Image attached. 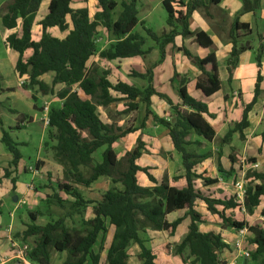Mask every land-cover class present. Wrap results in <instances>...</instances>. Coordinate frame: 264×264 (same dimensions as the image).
<instances>
[{
    "label": "trees",
    "instance_id": "1",
    "mask_svg": "<svg viewBox=\"0 0 264 264\" xmlns=\"http://www.w3.org/2000/svg\"><path fill=\"white\" fill-rule=\"evenodd\" d=\"M222 1L163 0L162 4L168 15L167 28L158 33L140 20L139 0H121L120 3L116 0H98L100 9L93 17L87 6L74 8L73 0H50L47 14L38 22L42 28L38 41L33 39L32 31L35 16L44 0H11L7 5L5 13L1 16V23L8 31L19 27V30L11 32L6 37L5 42L18 54L15 62L17 74L21 78L27 76L29 79V83L24 84V87L29 89L37 87L38 92L43 95L56 93L60 100L59 106L51 107L49 110L48 138L55 142L51 146L56 159L67 167L65 171L67 181L58 184L59 190L72 197V200L62 199L55 192L51 197L62 208L67 205L68 210L65 215L44 225L37 223V219L43 215L40 210L29 213L31 222L19 234L23 240L34 238L32 247L26 253L29 262L52 264V250H55L67 254L64 264H127L130 258L129 247L136 244L140 249L138 259L143 264H156V256L148 246V230L167 231L174 235L184 220L189 219L188 232L175 246L174 254L179 256L184 264H226L221 260L220 254L232 248L223 240L221 232H204L200 229V224L205 222L202 213L196 209V202L200 200L211 214L221 219V231L245 228L250 235L249 243L255 247L253 251L251 250L247 264H264V229L233 217V211L237 208H244L247 214L253 215L261 205L264 196V170L250 168L246 172V179H250L253 184L245 187L242 204L232 196L216 199L197 190L194 183L196 178H202L205 185L217 182L216 179L204 177L195 171L199 159L206 155H198L190 149L192 145L203 147L201 142L193 141V135L201 136L208 141L215 138L216 130L206 118L213 117V114L209 111L207 102L189 93L187 84L190 79L185 74H179L175 70L170 79L180 98L178 104H175L168 95L157 91L154 86V68L164 62L166 49L171 45L174 52H182L199 70L196 88L201 90L205 97H210L221 89L217 55L212 50L214 41L205 30L192 31L190 19L195 11L203 12L208 18H214L213 9H217L221 20L227 21L228 14L219 8ZM241 2L242 7L231 22L228 32L229 42L232 44L225 62L229 82L233 80L240 55L252 48L250 39L239 41L240 37L245 38L252 34L250 24L240 22V17L245 13H252L258 20L262 10V0ZM119 5L121 10L115 18V10ZM138 25L142 26L145 34L135 30ZM99 27L112 34L114 41L108 48L98 52ZM53 28L67 31V34L63 38L54 36L50 32ZM258 36L259 39H264L263 35ZM178 37L193 38L197 45L210 49V52L201 57L184 44L177 45ZM148 38L157 46L160 58L155 65L147 66L144 73L132 72V76L147 82L143 87L122 80L112 82L109 70L99 71L97 66H89L90 60L97 53L101 59L108 61L145 58L153 49L151 46L145 48ZM28 51H31V54L25 57ZM263 53L264 44L261 42L256 54L258 75L253 98L246 104L242 119L229 127L221 139V145L230 142L236 132H239L242 140L246 139L244 131L250 125L249 112L262 93ZM47 73H53L51 85L41 79ZM57 85H64V88L55 92ZM154 96L170 106V118L160 117L153 112L151 105ZM31 99L34 100L35 107L36 96L32 95ZM119 100L128 101V112L138 111L142 105L144 106L145 116L139 127H133L131 123L122 129L101 118L99 107L107 108ZM150 116L156 124L168 130L175 150L181 155L185 185H171L167 174H164L162 181L159 182L148 167H142L137 163L147 151L142 133L138 135L133 149L126 153L125 167L118 158L114 144L127 134L144 129ZM26 121L32 122L33 117L19 115L15 129H20V125ZM2 131L1 142L12 155L10 166L16 169L22 159L18 143L7 130L2 128ZM261 137L264 140V131ZM103 147L101 161L94 164V154ZM230 159L232 165L236 164L237 159L233 158V153ZM41 164L37 163L38 169ZM246 164H257V157L246 159ZM83 168L88 173H85ZM219 169L230 176L232 175L230 171L233 172L235 168L231 167L229 171H225L219 163ZM139 172H143L152 185H141L138 179ZM10 175L11 172L5 168V176ZM101 177L110 178L111 182L118 186L108 188L101 194L99 200L87 199L81 189L75 186L77 184L90 187ZM179 178L175 176L173 180ZM11 182L16 189V178H11ZM90 205L92 217L85 218ZM177 210H185L184 216L169 221L167 216ZM261 214L264 216V206ZM75 215L82 217L81 227L69 228L66 219H72ZM110 225L114 226L113 238L105 251L106 260L102 263L101 250L104 248L105 236ZM98 243L99 251L95 250ZM249 243L246 242V247Z\"/></svg>",
    "mask_w": 264,
    "mask_h": 264
},
{
    "label": "rangeland",
    "instance_id": "2",
    "mask_svg": "<svg viewBox=\"0 0 264 264\" xmlns=\"http://www.w3.org/2000/svg\"><path fill=\"white\" fill-rule=\"evenodd\" d=\"M11 0H0V86L2 90H0V216L3 219L4 223L7 224L10 221V216L13 214L15 221L12 227V230L9 233V237L13 239L14 241L18 242L19 244H27L29 248L33 245L34 238H28L27 240H23L22 236L19 234L22 233L26 229V224L30 223L31 220L29 218L30 212H35L37 210H40L43 215H41L37 219V223L40 225H44L47 222L58 219L60 216L65 215L67 209L66 207L62 208L56 203V200L53 199L51 196H54L53 194L56 192L62 199H69L72 200V197L66 195L63 191L59 190L58 184L66 182L65 178V171L67 167L60 163L56 157L55 152L52 149V144L55 142L50 140L48 138V128L49 126H44V123L42 121L43 118V106L45 102H48L49 108L54 106L60 105V100L56 96V93L53 94H47L43 95L41 92H38L37 87L34 89H29V87H24V84L29 83V79L27 76L21 78L16 70H15V62L17 59V53L11 49H9L5 42V37L7 36V31L4 29L1 23V16L3 13H5L7 5L10 3ZM50 0H45V4L49 2ZM117 2H121V0H116ZM163 0H139L138 2V10H139V18L140 20L145 22V25L147 27L153 28L156 32L160 33L163 29L167 28L166 20H167V11L163 7L162 4ZM74 8L80 7V6H87L91 12V16L93 17V14L97 12L100 9L98 0H73L72 3ZM221 9V8H220ZM121 10V6L119 5L117 9L115 10V18L117 17L118 13ZM222 10V9H221ZM46 11V12H45ZM226 12V11H225ZM47 13V7L43 9L42 12H39L35 16V25L33 26V39L37 40L41 37L42 28L38 25V22L43 16ZM202 16L205 19H208L209 21L211 18H208L205 16L203 12H200ZM213 13L218 15V12L213 9ZM220 19V18H219ZM226 22V21H225ZM230 22V19L227 20V28H226V35L220 36L222 41L224 43H229V36H228V23ZM258 26L263 27L261 30L264 29V21L263 24H261V21L258 19ZM99 34L97 42L98 52L106 49L109 47V45L114 41V37L112 34H110L105 28L99 27ZM135 30L142 32L143 31L142 26L138 25ZM258 30H254V34L252 33L249 35V37H245L246 39H250L251 41H254L256 46L258 47L259 44V36L257 34ZM51 33L55 36L64 37L67 34V31H60L59 29H53ZM182 39H178L180 42ZM187 44L191 43V39H187ZM152 47V51L145 56V58L139 57L137 60L142 62L144 64V67L147 66H153L155 65L159 58L160 53L155 45V43L148 38L147 44L145 48ZM194 49V47H193ZM257 49L255 51H251L245 54V61H248L247 58H251L252 60H255L254 54H256ZM31 51L27 52L28 56ZM175 52H172L171 47H167V58L164 60L163 63L158 64L156 68L154 69V84L161 85L168 77L172 75L173 72V63L171 57L173 56ZM221 58L224 60V63L226 62L225 57V50L222 48L221 51H219ZM98 53L95 57L92 58V60L89 63L90 67L97 66L99 68V71L101 70H109L110 75L109 78L112 82H116L118 79L122 81L132 80L136 86L143 87L147 84V82L141 78L132 76V71L134 69L132 68L131 62L132 60H115V61H100L97 58ZM225 58V59H224ZM223 64H220L222 66ZM221 72H223V69L221 68ZM53 78V73H47L41 77L43 81H45L47 84L51 85ZM224 84L226 85V78L223 77ZM24 82V83H22ZM10 88V89H9ZM64 88V85H57L55 87V92H58ZM11 89L13 91H11ZM80 94L87 98L82 92ZM34 95L37 98L36 106L34 107V100L31 99V96ZM28 96V97H27ZM120 96V95H118ZM238 96V94L236 95ZM127 104L128 101L126 100H119L113 104H111L107 108L99 107L98 111L101 116V118L109 123L113 124L115 127H119L122 129H125L128 127L133 121L138 120L137 124L142 119L144 112L143 110L134 111V112H128L127 111ZM18 114H26L28 116H34L35 119L30 122L23 125H20V129H15V126L17 125V118ZM171 114V113H170ZM2 122V124H1ZM12 127V129H11ZM162 128H165L161 126ZM2 128L7 130L10 135L12 136L13 140L18 143V148L22 154V165L26 166L25 171H22L23 168H21L20 172L15 173L14 169H11L10 166V158L12 157L11 153L6 149L4 144L1 142V137L3 134ZM254 138V136H253ZM137 135L136 134H128L125 137L119 139L115 145L114 149L118 156V158L122 161L123 167L126 166V153L133 149V147L136 144ZM252 142H249L248 144L246 142H243V146H241V142H238V148L241 151V155L239 156V165L237 166L234 171H230L232 175L228 176V181L231 184H235L236 181H243L244 186H248L250 183L253 184L250 179H246V172L250 170V168L254 169H263V164H255V165H249L246 164V159L250 157L258 156L257 154V147L255 148L252 146ZM221 145V142L219 141L218 144ZM218 146V147H219ZM104 150L103 148H100L95 154H94V164L96 162L101 161V155ZM42 163L39 167V174H33L29 171L28 167L37 166V163ZM5 168H7L11 175L10 177L5 176ZM83 171L85 173H88L85 168H83ZM229 171V170H228ZM17 178L16 179V185L18 188L16 190L12 186L11 178ZM139 180L142 183L143 181V175L139 174ZM179 181L177 180V183ZM27 185H32L33 189H27ZM78 188L81 189V191L84 193V196L89 200L92 199L95 196L99 197V193L101 191L106 190L110 188L111 186H118L117 184H113L111 182V179L108 177H101L98 182L94 183L92 185V189H89L87 187H83L81 185L75 184ZM14 197H19V199L24 200L25 202L21 203L19 207L17 208L16 205L19 201L15 202ZM92 197V198H91ZM50 200V202H48ZM197 207L198 210H201L203 202L198 200L197 201ZM262 202L264 204V196L262 197ZM264 206V205H263ZM262 207H259L256 209L255 213L253 215H249L246 212H234L233 217L238 221H245L251 225H259L264 229V216L261 214ZM230 213V212H229ZM85 218L92 217V209L91 205L87 209L85 213ZM207 221V219H205ZM204 220V221H205ZM218 220L214 221H208L206 224H209L210 228L216 229V227H220L221 219L218 217ZM82 223V217L79 215H75L72 219L67 218L66 224L69 228L72 227H81ZM3 224V226L5 225ZM203 226V228L206 227V225L200 224ZM110 227V226H109ZM150 230V229H149ZM239 230L235 229H229L227 233L233 232L236 233ZM187 232V225L186 223L179 229V232L177 233L178 240H181L183 236ZM108 233L105 236L108 238ZM250 235L247 233L245 234L244 241L249 243ZM8 239V236L5 235L3 237V240ZM176 243H170L167 245V252L174 255L175 257L180 258L179 256L174 254ZM10 244V243H9ZM250 249L253 251L254 246H252L250 243L248 244ZM11 250L13 247L9 246ZM136 248H139L136 244H132L129 247L131 257L128 260L127 264H143L141 260L138 259V254L135 252L137 250ZM95 250L99 251V243L96 245ZM251 251V252H252ZM55 250H52L53 255L55 254ZM250 252V255H251ZM59 253V252H57ZM11 254V253H10ZM221 260L225 262L226 264L235 261L236 264H241L242 257L238 255V251L234 248L232 244V250H224L221 254ZM237 257V260H235ZM250 258V257H249ZM181 261V259H180ZM31 263V262H30ZM7 264H14L13 261H10ZM180 264H183L182 261Z\"/></svg>",
    "mask_w": 264,
    "mask_h": 264
},
{
    "label": "crops",
    "instance_id": "3",
    "mask_svg": "<svg viewBox=\"0 0 264 264\" xmlns=\"http://www.w3.org/2000/svg\"><path fill=\"white\" fill-rule=\"evenodd\" d=\"M48 4L49 2L45 4V0H44L39 12H42L43 9L46 7L48 8ZM80 7H83V6H80ZM241 7H242L241 0H223L220 3L219 8L226 11V13L228 14V19H230V22L228 23L229 25L228 32L230 30L231 22L233 21L234 17L239 12ZM214 10L217 11V9H214ZM46 14L47 13H45V15ZM219 18L220 17L217 14H215V17L211 18V20L209 21L208 19H205L199 11H195L190 19V29L192 31L197 30V29L205 30L212 37L214 41V47L212 48V50H214L217 55L219 75H220V79L222 82L221 89L215 94H213L212 96L205 97L202 91L196 88V81L199 75V70L190 63V61L184 56L182 52H179V51H175L174 58L173 56L171 57L172 63H173L172 75L168 77L166 81H164L161 85L156 86L154 84V86L157 91L168 95L175 104L180 103V98L178 97L174 87L172 86L170 82V79L172 78L176 70L179 74H185L189 77L190 81L187 84V89L189 93L193 95L194 97L200 98L208 103L209 111L213 114V117L206 116V118L214 126L216 130V136L212 141H208L201 136L193 135L192 137L193 141L201 142L203 144V147L192 145L190 149L192 151H195L198 155H202V156L206 155L205 157L199 159L195 167V171L198 174L203 175L204 177L216 179L217 182L212 185H205L204 180L202 178H196L194 183H195L196 189L200 190L205 196L216 198V199H224L230 196L233 197L235 188H234V185L231 184L227 180L228 179L227 173H222L220 171L219 163L221 164V166L223 167L225 171L230 170L231 167L235 169L237 168V166L239 165L238 159H239V156L241 155V151L238 148V142H241L242 144L241 146H243V142H246L247 144L249 142H252L253 143L252 146H254L255 148L257 147L258 156H255L257 157V163L259 164L264 163V140L261 137V134L264 131V53L262 56V68H261L262 93L260 94V97L257 103L254 105L253 109L249 112L250 125L244 131L246 139L242 140L240 138L239 132H236L233 134L230 142L225 143L222 146L217 145L218 142L219 141L221 142V139L226 135V133L229 130V127L232 126L233 123L239 122L242 119L243 111H244L246 104L249 103L253 98L255 83H256L257 75H258V67H257V62H256L257 53L254 54L255 60H252L251 58H247L248 61L244 62L246 60L245 54L251 51H255L256 49L258 50L260 43L262 42L264 44V39L262 40L259 39L258 47L254 43V41H251L252 48L250 50L243 52L240 55L239 63L235 69L233 80L229 82L228 81V71L226 69L224 60L221 58L219 51H221L223 48L225 50V57L227 59L232 49V44L230 42L224 43L222 39L220 38V36L222 37L226 35L227 21L224 22L221 20V18L220 19ZM259 21H261V24H263L264 0H262V10H261V16H260ZM240 22L249 23L253 34L256 28V30H258L257 34L264 36V29L261 30V28L263 27L258 26V20L254 18L252 13H245L244 15H242L240 17ZM53 29H56V28H53ZM53 29H51L50 32ZM17 30H19V27L14 30H9V31L6 30L8 33L7 36L11 32H14ZM60 38H63V37H60ZM180 38L181 37L176 38L177 45L184 44L193 53L198 54L201 57H205L210 52V49H204V48H201L199 45H197V43L193 40V38H181L182 40L179 42L178 39ZM39 39L35 41H38ZM187 39L188 40L191 39V43L187 44L186 43ZM244 40H247V39L244 37L239 38V41H244ZM169 46L171 47V50H172V46L171 45ZM172 52L174 51L172 50ZM25 55H27V52L25 53ZM97 58L100 61H104V59H101L99 55H97ZM137 58L139 57L120 59V60H123V61L132 60L131 65H132V68L134 69V72L144 73L146 68L144 67V64L142 62L137 60ZM112 61H115V60H112ZM220 64H223V65L220 66ZM221 68L223 69V72H221ZM223 77L226 78V82H227L226 85L224 84ZM126 82L135 84L132 80H129V79ZM237 94L238 96H236ZM151 109L153 110L155 114H157L160 117H165V118L171 117L170 106L164 100L160 99L157 96H154L152 98ZM139 110L140 111L143 110L144 115L138 124H137L138 120L133 121V127H139L142 120L144 119V116H145L144 106L142 105ZM32 117L34 120L35 117L34 116ZM140 133L143 134V140L146 143L147 151L143 153L141 158L138 159L137 163L142 167H148L150 173L153 174L159 182L162 181L164 174H167L169 183L171 185H179V186L185 185L186 180L183 177L185 175V171L182 165V157L175 150L172 140L169 136L168 130L166 128H162L161 125L156 124L153 121L152 117L150 116L146 120V125L144 129H140L130 134H136L138 137ZM259 149H261V152H259ZM232 153H233V158L237 159L236 164H233V165L230 159V155ZM11 159L12 157L10 158V161ZM25 167L26 166L22 165V159H21L18 167L16 169L12 167L11 169H14L15 173L17 172L19 173L21 168H23L22 171L26 172L24 170ZM257 170H264V168L263 169L259 168ZM140 173L144 177L142 183L139 180L140 184L143 186L152 185V183L148 180L147 176L143 172L138 173V179H140L139 178ZM175 176L180 177L179 179H177L179 181L178 183H177V180H173V177ZM92 185L90 187H92ZM90 187H87V188L92 189ZM16 188H18L17 185H16ZM27 189L29 190L31 189L29 188V185H27ZM106 190L103 189V191L99 193V197L95 196L91 198L94 200H99L101 198V194ZM16 198L17 199L15 200V202H17L19 197H16ZM0 199H1V194H0ZM23 202L25 201L19 199L16 207L18 208L19 205H21V203ZM197 203L198 202H196V204ZM263 205L264 204L261 201V205L259 207L263 208ZM196 209L198 210L197 206H196ZM198 211L202 213L204 220L207 219V221L205 220V222L202 223L203 225H206V227L203 228V226L200 225V229L204 232H209V231H214L216 233L221 232L223 240L226 243H228L230 247L232 248V244L239 237V231H237L236 233H233V232L227 233V231H221L220 227L219 228L216 227L217 230L210 228L209 227L210 225L206 224L208 221L210 220L219 221V220H218L217 215L211 214L206 209V205L204 204V202H203L201 210H198ZM236 211L245 212L243 208L241 209L237 208L233 212H236ZM229 212L230 211H228L227 213L230 214ZM184 214H185V210H177L169 214L167 216V219L169 221H174L177 218L184 216ZM1 217L2 216H0V260L1 258H7V261L5 264L9 263L10 261H13L14 264H17V260L12 258L13 251L9 247L10 245L12 246V241H14L13 239L9 237L10 236L9 233L12 230L15 218L13 214H11L10 221L7 224H5ZM185 223L187 225V232H188L189 219H186L178 227L174 235H170L167 231L148 230L147 232V236L149 238L148 246L152 249L153 253L156 256V259H155L156 264H180V262L182 261V260L180 261L181 258L175 257L174 255L168 253L167 245L170 243H176V242L179 243L182 240V238L181 240H178L177 233L179 232V229H181V227ZM3 224L5 225L3 226ZM113 233H114V226L110 225L109 230H108L109 236L108 238L106 237L104 248L103 250H101V262L102 263L105 262L106 260L105 251L109 247L112 241ZM5 235L8 236V239L3 240V237ZM136 249L137 250H135V252L138 254L140 252V249L139 248H136ZM128 253L131 257L130 251H128ZM66 255H67L66 253L55 252L54 255L52 253V264H64ZM235 260H237V257ZM244 260L245 258H242L241 263H243ZM29 264H32V263H29Z\"/></svg>",
    "mask_w": 264,
    "mask_h": 264
},
{
    "label": "built area",
    "instance_id": "4",
    "mask_svg": "<svg viewBox=\"0 0 264 264\" xmlns=\"http://www.w3.org/2000/svg\"><path fill=\"white\" fill-rule=\"evenodd\" d=\"M97 41H99V39ZM22 83H24V82H22ZM49 110H50V108L48 106V102H45L44 106H43V110H42V113H43L42 121L44 123V126H48L49 122H50ZM28 169L34 175L39 174V169L37 168V166H35V167L29 166ZM29 188L33 189V186L29 185ZM234 188H235V192L233 194V197L235 198V200L238 203L242 204L243 200H244V196H245V191H246L243 181H240V180L236 181L234 184ZM243 210H244V208H243ZM245 234H247V230L245 228L239 230V237L233 243V246L238 251V255L240 257L248 259L250 257L251 249L246 247V245H245V241H244ZM12 247H13L12 258L17 260V264H29L30 263L26 257V253L29 250V246L27 244H19L16 241H12ZM6 261H7V258H1L0 264H5ZM227 264H236V262L231 261Z\"/></svg>",
    "mask_w": 264,
    "mask_h": 264
},
{
    "label": "water",
    "instance_id": "5",
    "mask_svg": "<svg viewBox=\"0 0 264 264\" xmlns=\"http://www.w3.org/2000/svg\"><path fill=\"white\" fill-rule=\"evenodd\" d=\"M16 199H17V198L14 197V200H16ZM247 262H248V259H245L244 262H243L242 264H247Z\"/></svg>",
    "mask_w": 264,
    "mask_h": 264
}]
</instances>
